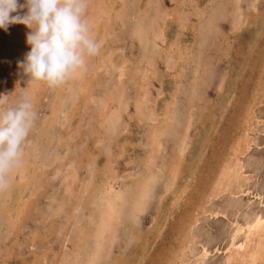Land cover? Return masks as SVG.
Returning a JSON list of instances; mask_svg holds the SVG:
<instances>
[{
    "label": "rangeland",
    "instance_id": "374dc122",
    "mask_svg": "<svg viewBox=\"0 0 264 264\" xmlns=\"http://www.w3.org/2000/svg\"><path fill=\"white\" fill-rule=\"evenodd\" d=\"M194 1H197L196 3L198 5ZM194 1L185 0V3L181 6L180 3L182 0H89L85 19L89 25L92 37L100 45L101 50L99 49L98 53L101 55L96 54L95 57L97 55L99 56L97 58L94 56L89 57L84 68L76 74L77 76L75 75L69 80L70 83L67 81L65 84L60 85L59 87L61 89H59L58 86L52 89L45 82L29 83L27 75L24 74L23 69L18 66L19 62H22L25 55L30 51V46L26 43V36L29 29L22 24L10 25L7 31L0 29V94H11L8 97V103L4 107L14 106L21 95L28 94L32 99L34 110L37 113L35 124L22 146L23 155L21 165L18 169L14 170V174L12 173L11 180H13L10 184L12 188L9 186L8 189H10L5 190L8 196L3 194L5 192H0V264H75L77 263V259L78 263L83 264L84 257H88L93 252V246L95 248L96 244L94 240V245L92 246L94 238H92L93 232L91 231H93L95 226L91 222L92 218L89 216L93 215V217L96 218L98 213V204L92 197L95 195H93V191L97 189L98 184L100 185L102 181L100 179L103 178L104 180V177L107 176L108 166H113L112 169L113 172H115V178L119 176L117 180L114 178L112 181L114 188L117 190L122 187V184L129 181L131 177H139V173L142 171L144 172V160L147 153L145 147L147 132H145L146 128L143 123H139L143 121L144 118L141 119V115H138L136 106L138 101L143 100L142 102L144 103L148 100V102L150 101L147 104L148 107L150 106L153 111L155 110V113L161 114L166 102L170 100L167 99L164 102V99L169 95L172 96L175 82L186 87L189 85V81L191 77H193V69L195 68V57L197 60L199 58L197 56L198 53H196L198 44L193 40L195 39L194 30L190 25L198 26L202 40V38L206 37L204 28H206V24L209 23L206 41H204L202 44L203 46L200 48L201 60L206 62L208 68H206L205 79L201 82L202 84L199 91L200 102L196 108H194L193 127L190 132L189 140L190 149L186 151V156L182 157V159L185 157V160L183 159L184 162L182 161L181 177L177 179L173 187V192H171V190L169 193H166L165 198L161 199L165 194L164 188L168 180V174L164 173L162 178L153 186V190L150 192V198L146 201L145 211L139 215L138 219L134 220L129 216L127 210L123 211L121 216L123 224L116 226V239L112 244L109 239L105 242V248L102 249L103 251L101 250V255L99 259H97L96 264L171 263L173 259L176 260L174 256L175 254L177 255V251H180L183 240L186 238L181 240V237L183 238L185 235V232H183L185 230V224L188 223V220H191L190 218H192L194 214H197L195 211V208L197 210L199 207L197 205L201 206L205 202L208 212L198 217L195 215V218L198 220L193 226L195 238L192 240L191 245H189L188 251L190 252H188V258L183 263L179 262L178 264H224L227 257L229 238L236 230L235 222L244 224L245 219L251 212L264 216V0H259L257 2L256 11L248 8V6L251 5V0H242L241 8L244 16L248 18L251 15L249 22L254 27L251 25L249 26V23H247V25L245 24V26L237 32L231 31L233 18L228 15L229 10L231 11V9H233L234 0ZM19 2L22 3L23 0H19ZM123 3L124 5H122ZM100 5L101 9H99ZM105 5L106 7L110 6L109 10L106 9ZM204 6L206 8H204ZM113 9L115 10L113 11ZM24 11H26V9L21 10L20 14L22 15ZM173 11L178 18L188 20L187 24L189 26L187 25V28L189 30L185 29L180 32L181 34L179 35L180 28L175 21L170 18V20L172 19L171 22L168 20L169 18H166V21H168L166 24L169 26L168 29H166L167 38L163 43L161 40H158V47L155 49L152 48L149 39L156 32L159 33V31H157L158 28L164 25V20L161 18ZM203 11H206V14H204ZM160 13L162 17H159ZM200 14H204L205 16L200 17ZM12 15H15V13ZM202 18L205 23L204 25L200 23ZM138 20H141V24ZM132 22L135 23L136 26ZM137 24H139L140 27ZM201 32L204 36H202ZM176 37L179 38L177 41L181 42L179 46L183 47V50L176 53L178 49H176L177 46L175 45L176 47L173 48L174 50L176 49L175 51L172 50L170 53L167 52V45L172 44ZM191 43L193 46H191ZM193 50H195V53ZM187 51L189 53H187ZM177 57L179 59H177ZM110 58H112L111 62L109 60ZM169 58L173 59V61H169ZM6 60L8 63H6ZM181 60L183 61L180 62ZM188 60L190 62H188ZM94 63L95 67L93 66ZM8 64H10V66ZM169 65L171 68H174L172 71L168 69ZM118 66L120 69H118ZM144 67L149 68L151 71L146 77L144 74ZM121 70L124 72L123 78H120L119 72ZM179 71H183V75H185L177 77L175 73ZM221 77H225V81L223 83V89L219 90ZM71 82H73V86L70 85ZM140 82L142 83L140 84ZM118 83H120V85H118ZM78 87H81L82 90ZM83 89L86 93L81 92ZM171 90L172 92H170ZM117 91H124V93L121 95ZM73 94L76 95L74 96ZM110 95L112 99L115 95L114 98L116 99L113 102L108 100ZM145 95L147 96L146 100H144L143 97ZM170 96L168 98H171ZM257 96L260 98L258 99ZM60 97H63V99H60ZM183 98L184 97L179 101L182 102L184 100ZM57 99L58 101L60 99V103ZM119 101L127 103L128 111H122V120L124 121L116 126L114 132L108 122L103 120V110L107 108L105 107L106 105L108 106L112 103L114 104L110 107L115 110L117 106L119 107ZM107 102L110 103L107 104ZM147 105L145 108H147ZM250 107H253L255 121L251 120L253 126L252 131L249 132V136L253 140V143L251 153L246 159V165L247 170H256V173L254 174V180L247 186L243 194L240 195V198L237 200L241 207V212L236 216L234 212L228 208V203L231 200L229 194L217 200L211 199L210 202L207 200L209 203L206 201L205 196H207V191H209L210 188L208 187L207 189V186L214 183V179H216L220 172L222 159H225V157L230 154L229 146L232 145L231 141L234 143L245 130L244 123L248 121V110ZM197 108H199V110ZM62 115L64 118H67V120L64 119ZM208 116H211V118ZM180 120H185L182 115H180ZM125 124L126 128L130 129L131 132L130 130L126 131L128 133L125 132L124 129L126 128H122ZM177 130H181V126H179V128L177 126ZM238 131L239 133H237ZM125 138L127 144L129 143L126 146L124 145L126 143ZM229 139L232 140L230 141ZM178 140L179 138L176 136L175 132L165 137V151L164 153L161 152L158 156L157 161L159 164L170 161L169 158L173 155V146H175V142ZM206 140L209 142L203 145L202 143L205 144L204 141ZM204 146H206V148ZM58 148L61 150H58ZM90 151L93 152L91 153ZM171 153L172 155H170ZM220 155L224 157L222 158ZM133 158L135 160H133ZM207 163L209 167H206L208 166ZM213 165H215L216 168ZM206 168L211 169L207 170ZM205 169L209 174L205 172ZM210 170L212 172H210ZM20 173H22V176L19 175ZM214 173L217 175H214ZM97 174L99 175L96 176ZM204 175L206 177H204ZM204 180L205 182L208 180L205 186L203 185ZM86 183L87 185H85ZM184 185L188 189L187 193L183 196L185 199L179 201L178 205L174 207L172 203L173 199L176 197L175 192L179 194L180 190L185 188ZM80 189L84 191L79 192ZM86 189H88L87 192ZM202 189H204V191ZM9 191L10 195L8 194ZM13 191H16L15 193L18 194L17 197L15 193H12ZM23 193L24 196L22 197ZM198 194L200 196H198ZM189 199H193L194 203L189 201ZM21 202L25 203L22 204ZM195 202L197 203L195 204ZM36 203L37 205H35ZM189 203L191 204L189 205ZM25 204H28L26 207L27 209H25ZM77 208H79V210H76ZM31 209L33 211H31ZM22 210L24 211L22 212ZM210 211H220L221 214L214 216ZM13 212L14 214H12ZM190 212L191 214H189ZM186 214H189V216ZM184 215H186V217ZM191 215L193 216L191 217ZM4 217L6 218L4 219ZM180 218L182 220L184 218L185 222H182ZM186 218L187 220H185ZM18 220L20 221L18 222ZM9 222L12 223V225H10ZM51 223L53 225L52 230L50 228L52 226ZM4 227L6 228L4 229ZM84 232L86 233V237L88 236L87 238L91 240L86 239V241L88 240L87 242H81L80 237L83 238L82 236L85 235ZM178 232H180L181 235ZM137 233L139 234L136 235ZM239 238L237 243L242 242L244 233H241ZM32 239L34 240L32 241ZM65 242H67V244ZM76 244L78 245L76 246ZM79 244L81 246L80 257L77 258L75 250ZM83 245H86L85 249ZM204 245L210 252L206 259L201 257ZM215 247L219 250L216 251ZM174 251L176 252L174 253ZM141 252L143 257H141ZM113 259L119 261L116 262ZM142 259L145 261H142ZM80 260H82V262ZM122 260L125 262L123 263Z\"/></svg>",
    "mask_w": 264,
    "mask_h": 264
},
{
    "label": "bare ground",
    "instance_id": "6f19581e",
    "mask_svg": "<svg viewBox=\"0 0 264 264\" xmlns=\"http://www.w3.org/2000/svg\"><path fill=\"white\" fill-rule=\"evenodd\" d=\"M148 1V0H147ZM194 1V0H193ZM200 0H198L199 2ZM219 1V0H218ZM259 0H251L250 3L251 5L248 6L249 9H254L256 11L257 9V2ZM157 2V1H155ZM195 2V1H194ZM197 2V1H196ZM195 2V3H196ZM206 2V1H205ZM235 2V3H234ZM234 6H233V9H231V11L229 10L228 12V15L231 16V18H233V21H232V29L231 31L232 32H237V31H240L243 26H245V24L247 25V23H249L248 25L250 26L251 23L249 22L250 20V16L248 18H246L244 16V13H243V10L241 8V2L242 0H234ZM133 3V2H132ZM154 3V2H153ZM178 3V2H177ZM185 3V0H182V2L180 3L181 6H183V4ZM193 3V2H192ZM194 3V4H195ZM141 4V3H140ZM145 4V2H144ZM188 4V3H187ZM197 4V3H196ZM206 4V3H205ZM219 4V3H218ZM107 5V4H106ZM105 5V7H106ZM124 5V3L122 4ZM142 5V4H141ZM198 5V4H197ZM139 6V5H138ZM146 6V5H145ZM156 6V5H154ZM153 6V8H154ZM178 6V5H176ZM217 6V5H216ZM259 6V5H258ZM108 7V6H107ZM106 9L109 10V7ZM123 7V6H122ZM135 7V5H134ZM168 7V6H167ZM180 7V6H179ZM185 7V6H184ZM104 8V7H103ZM114 8V6H113ZM120 8V7H119ZM138 8V7H137ZM177 8V7H176ZM182 8V7H181ZM203 8V7H202ZM204 8H206L204 6ZM91 9V8H90ZM101 9V5H100V8ZM105 9V8H104ZM172 9V8H171ZM208 9V8H207ZM115 9H113L114 11ZM121 10V9H120ZM140 10V9H139ZM145 10V9H144ZM173 10V9H172ZM177 10V9H175ZM180 10V9H179ZM178 10V12H179ZM189 10V8H188ZM103 11V9H102ZM107 11V10H106ZM105 11V12H106ZM136 11V10H135ZM169 11V10H168ZM202 11V9H201ZM208 11V10H207ZM112 12V11H111ZM117 12V11H116ZM138 12V10H137ZM185 12V11H184ZM204 12V11H203ZM250 12V11H249ZM115 13V12H114ZM128 13V12H127ZM139 13V12H138ZM146 13V12H145ZM148 13V12H147ZM181 13V12H180ZM189 13V12H188ZM252 13V12H251ZM141 14V13H140ZM191 14V12H190ZM204 14H206V11L204 12ZM204 14H200V17H204L205 15ZM187 15V14H186ZM192 15V14H191ZM107 16V15H106ZM136 16V15H134ZM140 17V16H139ZM159 17H162L161 13H160V16ZM255 17V16H254ZM253 17V18H254ZM260 17V16H259ZM258 17V18H259ZM148 18H149V15H148ZM166 18H169L168 20L171 21L172 19L175 21V23L178 25V27L180 28L179 30V35L181 34L180 32L184 31L185 29H188L187 27L189 26L187 24L188 20H183L178 18L177 15L175 14V12H171V13H167V15H165V17L163 16L161 19L164 20V25L162 27H159L157 31L158 32H154L155 34L152 35V37L149 39V42L152 46V48H157L158 47V40L163 41L165 42L166 38H167V31L166 29H168V25L166 24L168 21H166L167 19ZM170 18H172L170 20ZM193 18V17H192ZM110 19V18H109ZM257 19V18H256ZM252 20V18H251ZM139 21V20H138ZM149 21V19H148ZM141 22V20L139 21V23ZM147 22V21H145ZM172 22V21H171ZM257 22V21H256ZM96 23V22H95ZM133 23V22H132ZM138 23V22H137ZM199 23V22H198ZM201 25H204L205 23L203 22V18L201 19L200 21ZM207 23V22H206ZM100 24V23H99ZM103 24V23H102ZM135 25V23H133ZM141 24V23H140ZM174 24V23H173ZM190 24V23H189ZM259 24V23H258ZM101 25V24H100ZM99 25V26H100ZM112 25V24H111ZM139 26V24H137ZM154 25V24H153ZM188 25V26H187ZM207 27H209V23L206 24ZM254 25V24H253ZM261 25V24H259ZM136 26V25H135ZM167 26V27H166ZM171 26V25H170ZM252 26V25H251ZM140 27V26H139ZM154 27V26H153ZM174 27V25H173ZM177 27V29H178ZM190 27L194 30V36H195V42H197L198 44V50L196 53L198 60L196 59L195 57V68L193 69V77H191L190 81H189V85L186 87L182 84H179L177 82H175V86L173 87L174 90H173V93H172V96H170L171 98H166L164 99V102L165 100L167 99H170L169 101L166 102L165 106H164V109L162 110L161 114L159 113H155L151 107L149 106L148 107V100L147 99V96H143L144 97V100H146V102H142L143 100H140L138 101L137 103V106H136V109H137V113L138 115L140 116L141 115V119L144 118L143 121H140L139 123H143L144 127L146 128L145 132H147V136H146V140H145V147H146V158L144 160V172L142 171L141 173H139V177H131L129 179V181H127L126 183L122 184V187L117 190L116 188H114L113 184H112V181L114 180L115 178V172H113V169L111 166H108L107 167V176L104 177L102 174L103 177H104V180L103 178L100 179L102 180L100 185L98 184V187L95 191H93V200H95V202L98 204V213H97V217H93V215L89 216L92 218L91 222L93 223V225L95 226L93 228V234H92V238L93 239V243H92V246L94 245V240H95V248L93 246V252L88 256V257H84L83 259V264H96L97 263V259H99V256L101 255V250L103 248H105L104 244L105 242L109 239L111 240V244L114 242V240L116 239V232H117V229H116V226L117 225H121L123 224V219H122V213L123 211L127 210L128 213H129V216L132 217L134 220L138 219L139 215L144 213L145 211V207H146V201H148V199L150 198V192H152L153 190V186L155 185V183L160 180L163 176L164 173H167L168 174V180H167V183L165 185V188H164V192L165 194L161 197V199L165 198V195L166 193H169L171 190V192H173V187L174 185L176 184V181L177 179H179V177H181V166H182V157L183 156H186V151L189 148V140H190V132L192 130V127H193V119H194V108H196V106L198 105V103L200 102V98H199V91H200V87H201V82L202 80L205 79V75H206V71L208 68V65L206 64V62H204L203 60H201V47L203 46L202 44L204 43V41H206V37H207V34H208V29L209 28H204L205 29V36L204 38H202L201 40V34L199 32V28L198 26H195V25H190ZM254 27V26H252ZM171 28V27H170ZM261 28V26H260ZM100 29V28H99ZM105 29V28H104ZM139 29V28H138ZM142 29V28H141ZM176 29V30H177ZM254 29H257V28H254ZM189 30V29H188ZM105 31V30H103ZM136 31V30H135ZM138 31V30H137ZM150 31V30H148ZM178 31V30H177ZM106 32V31H105ZM103 32V33H105ZM93 33V32H92ZM152 33V32H150ZM169 33V32H168ZM202 33V32H201ZM258 33V32H257ZM134 34V33H133ZM184 34V33H183ZM190 34V33H189ZM204 34L202 33V36H204ZM95 35V34H93ZM149 35V34H148ZM177 35V34H176ZM234 35V34H233ZM237 35V34H236ZM235 35V36H236ZM261 35V34H260ZM105 36V35H104ZM178 36V35H177ZM169 37V36H168ZM230 37V36H229ZM234 37V36H233ZM99 39V38H98ZM179 38H175V41H174L172 44L170 45H167V52H172V50H174L173 48L176 47V53H179L180 50H183V47H180L179 44L181 42H178ZM135 40V39H134ZM190 40V39H189ZM192 40V39H191ZM230 40V39H229ZM141 42V40H140ZM184 42V41H183ZM182 42V43H183ZM230 42V41H229ZM178 43V44H177ZM194 43V42H193ZM160 45V44H159ZM164 45V44H163ZM176 45V46H175ZM184 45V44H183ZM228 45V44H227ZM109 46V45H108ZM162 46V45H161ZM191 46L192 43H191ZM136 47V46H135ZM231 47V46H230ZM164 48V47H163ZM100 49V48H99ZM144 49V48H143ZM188 49V48H187ZM192 49V47H191ZM230 49V48H229ZM101 50V49H100ZM107 50V49H106ZM174 50V51H175ZM186 50V49H185ZM141 51V50H140ZM162 51V50H161ZM191 51V50H190ZM194 53H195V50H193ZM186 53V52H185ZM187 53H189L187 51ZM97 54H100V53H97ZM137 54V53H136ZM174 54V52H173ZM101 55V54H100ZM130 55V54H129ZM185 55V54H184ZM113 56V55H112ZM123 56V55H122ZM183 56V55H182ZM195 56V55H194ZM230 56V55H229ZM95 57V56H94ZM99 57L98 55L95 57L97 58ZM105 57V56H104ZM103 57V58H104ZM111 57V56H110ZM114 57V56H113ZM119 57V56H117ZM136 57V56H135ZM107 58V56H106ZM152 58V57H151ZM182 58V57H180ZM227 58V57H226ZM177 59H179L177 57ZM183 59V58H182ZM190 59V58H189ZM200 59V60H199ZM9 60V59H7ZM6 60V63H8V61ZM110 62L112 60V58L109 59ZM166 60V59H165ZM184 60V59H183ZM183 60H181L180 62H182ZM125 61V59H124ZM169 61H173V59L169 58ZM178 61V60H177ZM218 61V60H217ZM216 61V63H217ZM116 62V60H115ZM188 62H190L188 60ZM10 63V62H9ZM122 63V62H121ZM127 63V61H126ZM187 63V62H186ZM114 64V63H112ZM111 64V65H112ZM232 64V63H231ZM10 66V64H8ZM95 65V63L93 64V66ZM98 65V64H97ZM102 65V64H101ZM184 65V63H183ZM116 66H117V63H116ZM125 66V64H124ZM95 67V66H94ZM114 67V66H113ZM169 70L171 69V71L174 69V68H171L170 65L168 66ZM10 68V67H9ZM117 68V67H116ZM145 68V67H144ZM143 68V70H144ZM95 69V68H94ZM93 69V70H94ZM100 69V68H99ZM118 69L119 66H118ZM122 69V68H121ZM167 69V68H166ZM87 70V69H86ZM92 71V69H91ZM96 71V70H95ZM118 72V71H117ZM151 71L149 70V68H145L144 70V74H145V77L146 75H148ZM86 73V72H85ZM89 73V72H88ZM120 78L124 76V72L123 70H121L120 72ZM175 73V72H174ZM173 73V74H174ZM78 74V73H77ZM96 74V73H95ZM143 74V73H142ZM172 74V73H171ZM177 75V77H180L183 75V71H179V72H176L175 73ZM90 75V74H89ZM151 75V74H150ZM166 75H167V72H166ZM185 75V74H184ZM183 75V76H184ZM77 76V75H76ZM80 76V74H79ZM88 76V75H87ZM118 76V75H117ZM144 76V75H142ZM119 77V76H118ZM144 78V77H143ZM153 78V77H152ZM183 78V77H181ZM187 78V77H186ZM94 79V78H93ZM119 79V78H117ZM177 80V79H176ZM75 81V79H74ZM162 81V80H161ZM225 81V77H221V81L219 83V90H222L223 89V83ZM69 82V80H68ZM90 82V81H89ZM122 82V81H120ZM30 83V82H29ZM70 83V82H69ZM73 82H71L70 85H72ZM91 83V82H90ZM142 82H140L141 84ZM65 84V83H64ZM68 84V83H67ZM85 84V82H84ZM87 84V83H86ZM118 85H120V83H118ZM73 86V85H72ZM85 86V85H84ZM87 86V85H86ZM91 86V85H90ZM97 86V85H96ZM117 86V85H116ZM59 87V86H58ZM69 87V86H67ZM89 87V86H87ZM204 87V86H203ZM30 88V87H29ZM81 89V87H78ZM90 88V87H89ZM96 88V87H95ZM94 88V89H95ZM143 88V87H142ZM218 88V87H217ZM36 89V88H35ZM53 89V88H52ZM59 89H61L59 87ZM64 89V88H63ZM70 89V88H69ZM68 89V90H69ZM122 89V88H121ZM144 89V88H143ZM141 89V90H143ZM160 89V88H159ZM67 90V89H66ZM140 90V91H141ZM162 90V89H160ZM60 91V90H59ZM78 91V90H77ZM85 90L83 89V91H81L82 93L84 92ZM89 91V90H88ZM33 92V91H32ZM119 92V91H117ZM137 92V91H136ZM162 92V91H161ZM172 92V90L170 91ZM86 93V92H84ZM122 93H124V91H120L119 94L122 95ZM165 93V92H164ZM81 94V93H80ZM141 94V93H140ZM171 94V93H170ZM63 95V94H62ZM74 95V94H73ZM76 95V94H75ZM74 95V96H75ZM87 95V94H85ZM91 95V94H89ZM106 95V94H105ZM108 95V94H107ZM112 95V94H111ZM111 95L108 97V100L111 102H113L116 98H114L113 96V99L111 98ZM143 95V94H142ZM161 96V95H160ZM259 96V95H258ZM257 96V97H258ZM104 97V96H103ZM139 97V95H138ZM182 97H184L182 102L179 101L180 99L182 100ZM264 97V96H263ZM121 98V97H120ZM260 97H258L259 99ZM60 99H63V97H60ZM59 99V101H60ZM86 99V98H85ZM104 99V98H103ZM254 100V99H253ZM58 101V99H57ZM58 101V102H59ZM134 101V100H133ZM156 101V100H155ZM245 101V100H244ZM255 101H258V100H255ZM261 101V100H260ZM109 102V103H110ZM119 107L117 106V108L114 110L113 108H111L110 106H112L114 103H112L111 105H106L105 108L103 111V120L104 121H107L108 124L112 127V129L114 130L116 128V126L118 124H121L123 123L124 120H122V111H125L127 110V103H123L122 101H119ZM57 103V102H56ZM60 103V102H59ZM88 103V102H87ZM107 102V104H109ZM135 103V101H134ZM181 103H182V106H181ZM163 104V103H162ZM204 104V103H203ZM134 105V104H133ZM147 105V108H145V106ZM201 105V104H200ZM253 105V104H252ZM59 106V105H58ZM181 106V108H180ZM209 106V105H208ZM248 106V105H247ZM210 107V106H209ZM57 108V107H55ZM61 108V107H60ZM100 108V107H99ZM207 108V107H206ZM247 108V107H246ZM253 108V107H252ZM251 107L249 108L248 110V121H246L245 124V130L243 131V128H242V131L243 133L240 135V137H238L234 143L233 141H230L232 142V145L229 146L230 147V154L228 156L225 157V159H222L224 156L220 155L222 158L223 161L222 162V165H221V169H220V172L217 174L214 173V175H217L216 179H214V183L213 184H209L210 186H207V189L208 187L209 188V191H207V196H205L204 198L206 199V201L208 200L209 202L211 201V199H214V200H217L218 198L226 195V194H229L230 195V202L228 203V208L231 209L234 214L237 216L238 214H240L239 212H241V207L239 205V202L237 201L238 198H240V195L243 194L244 190L247 188V186L254 180V174L256 173L255 171L256 170H247V165H246V159L248 158V156L250 155L251 153V149H252V143H253V140L250 138L249 136V132L252 131V124H251V120L255 121V115L253 114V109ZM59 109V107H58ZM145 109V110H144ZM162 109V108H161ZM199 110V108H197ZM57 110V109H56ZM74 110V109H73ZM201 110V109H200ZM128 111V110H127ZM133 111V110H132ZM146 111V112H145ZM196 111V110H195ZM198 112V111H197ZM200 112V111H199ZM54 114V113H53ZM135 114V112H134ZM133 114V115H134ZM245 114V113H244ZM247 114V113H246ZM72 115V114H71ZM132 115V116H133ZM180 115H182L184 117V121H181L180 120ZM198 115V114H197ZM63 116V115H62ZM73 116V115H72ZM99 116V115H98ZM130 116V115H129ZM136 116V115H135ZM202 116V115H200ZM245 116V115H244ZM211 118V116H208ZM64 118V116H63ZM62 118V119H63ZM133 118V117H132ZM136 118V117H135ZM201 118V117H199ZM198 118V119H199ZM246 118H247V115H246ZM61 119V120H62ZM67 120V118H64ZM88 119V118H87ZM100 119V118H99ZM53 120V119H52ZM72 120V119H71ZM102 120V121H103ZM132 120V119H131ZM200 120V119H199ZM246 120V119H245ZM244 120V122H245ZM57 121V120H56ZM135 121V120H134ZM58 122V121H57ZM60 122V121H59ZM83 122V121H82ZM98 122V121H97ZM208 122V121H207ZM49 123V122H48ZM66 123V122H65ZM68 123V122H67ZM137 123V122H136ZM138 123V124H139ZM243 123V122H242ZM258 123V122H257ZM256 123V125H257ZM260 123V122H259ZM106 124V123H105ZM243 124V125H244ZM262 124V123H261ZM65 125V124H64ZM242 125V126H243ZM68 126V125H67ZM99 126H100V123H99ZM107 126V125H106ZM177 126L179 128V126H181V130H177ZM128 127V126H127ZM197 127V126H196ZM215 127V126H214ZM47 128V127H46ZM122 128H126V124L123 125ZM141 128V127H140ZM70 129V128H69ZM204 129V128H203ZM238 129H239V126H238ZM237 129V130H238ZM39 130V129H38ZM74 130V129H73ZM125 132L130 130V129H124ZM123 130V131H124ZM133 130V129H132ZM45 131V130H44ZM50 131V130H49ZM61 131V130H60ZM144 131V129H143ZM177 131V132H176ZM200 131V130H199ZM48 132V131H47ZM96 132V131H94ZM115 132V130H114ZM131 132V130H130ZM176 133V136H178L179 140L175 142V146H173L172 148V152H173V155L172 153L170 155H172V157H170V161L169 162H163L162 164H159L158 163V156L160 155L161 152L164 153L165 151V137L167 135H169L170 133ZM205 132V131H204ZM213 132V131H212ZM211 132V133H212ZM97 133V132H96ZM128 133V132H126ZM239 133V131L237 132ZM131 134V133H130ZM140 134V133H139ZM215 134V133H214ZM234 134V133H233ZM251 134V133H250ZM81 135V134H80ZM99 135V134H98ZM48 136V135H47ZM125 136V135H124ZM65 137V136H64ZM68 137V136H67ZM107 137V136H106ZM208 137V136H207ZM206 137V138H207ZM237 137V135H236ZM99 138V137H98ZM203 138V137H202ZM46 139V138H45ZM63 139V138H62ZM142 139V138H141ZM198 139V138H197ZM204 139V138H203ZM124 140V139H123ZM126 140V138H125ZM133 140V139H132ZM64 141V140H63ZM118 141V140H117ZM116 141V142H117ZM223 141V140H222ZM60 142V141H59ZM58 142V143H59ZM99 142V141H97ZM101 142V141H100ZM144 142V141H143ZM203 142V141H201ZM204 143H202L203 145H206L207 143L206 142H209V141H204ZM57 143V142H56ZM192 143V142H191ZM129 144V143H128ZM127 144V140H126V143L124 144L125 146L128 145ZM144 144V143H143ZM209 144V143H208ZM229 144V143H228ZM60 145V144H59ZM102 145V144H100ZM117 145V144H116ZM124 145H121V146H124ZM226 145V144H225ZM58 146V145H57ZM98 146V145H97ZM130 146V145H129ZM56 147V146H55ZM60 147V146H59ZM78 147V146H77ZM143 147V146H142ZM171 147V146H170ZM200 147V146H199ZM206 148V146H204ZM225 147V146H224ZM193 148V147H191ZM256 148V147H255ZM89 149V148H88ZM111 149V148H109ZM115 149V148H114ZM123 149V148H122ZM139 149V148H138ZM201 149V148H200ZM223 149V148H222ZM57 150V149H56ZM58 150H61L58 148ZM74 150V149H73ZM202 150V149H201ZM205 150V149H204ZM84 151V150H83ZM124 151V149H123ZM226 151V150H225ZM91 152V151H90ZM93 152V151H92ZM91 152V153H92ZM109 152V151H108ZM125 152V151H124ZM131 152V151H130ZM191 152V151H190ZM193 153V151H192ZM215 153V152H214ZM90 154V153H89ZM94 154V153H93ZM177 154V156H176ZM188 154V153H187ZM224 154V152H223ZM50 155V154H49ZM107 155V154H106ZM111 155V154H110ZM27 156V155H26ZM94 156V155H93ZM123 156V155H122ZM34 157V156H33ZM44 157V156H43ZM84 157V156H83ZM92 157V156H91ZM96 157V156H95ZM38 158V157H37ZM90 158V157H89ZM100 158V157H99ZM143 158V157H142ZM32 159V158H31ZM95 159V158H94ZM206 159V158H205ZM219 159V158H218ZM220 159V160H221ZM57 160V158H56ZM133 160H135L133 158ZM185 160V159H184ZM199 160V159H198ZM203 160V159H202ZM81 161V160H80ZM88 161V160H87ZM86 161V162H87ZM91 161V160H90ZM112 161V160H111ZM38 162V161H37ZM135 162V161H134ZM184 162V161H183ZM205 162V161H204ZM207 162V161H206ZM219 162V161H218ZM107 163V162H106ZM96 164V163H95ZM126 164V163H125ZM189 164V163H188ZM193 164V163H192ZM208 164V163H207ZM221 164V163H220ZM219 164V165H220ZM65 165V164H64ZM101 165V164H100ZM106 165V164H105ZM109 165V164H108ZM112 165V164H111ZM132 165V164H131ZM134 165V164H133ZM217 165V164H216ZM56 166V165H55ZM61 166V165H59ZM80 166V165H79ZM88 166V165H87ZM90 166V165H89ZM128 166V165H127ZM187 166V165H185ZM215 168L216 166L213 165ZM218 166V165H217ZM263 166V165H262ZM35 167V166H34ZM44 167V165H43ZM67 167V166H66ZM104 167V166H102ZM101 167V169H102ZM106 167V166H105ZM194 167V166H193ZM206 167H209V164L208 166ZM25 168V167H24ZM54 168V167H53ZM81 168V167H80ZM90 168V167H89ZM188 168V167H187ZM204 168V167H203ZM23 169V168H22ZM31 169V168H30ZM67 169V168H66ZM84 169V168H83ZM207 169V168H206ZM205 169V172L207 174H209L207 172V170L211 169ZM213 169V168H212ZM20 170V169H19ZM38 170V169H36ZM40 170V169H39ZM49 170V169H48ZM78 170V169H77ZM99 170V169H98ZM104 170V169H103ZM185 170V169H184ZM23 171V170H22ZM44 171V170H43ZM79 171V170H78ZM21 172V170H20ZM33 172V171H32ZM40 172V171H39ZM49 172V171H48ZM61 172V171H60ZM186 172V170H185ZM210 172H212L210 170ZM214 172V171H213ZM31 173V172H30ZM37 173V172H36ZM43 173V172H42ZM78 173V172H77ZM98 173V171H97ZM134 173V172H133ZM193 173V172H192ZM195 173V172H194ZM202 173V171H201ZM217 173V172H216ZM14 174V172H13ZM22 173H20L19 175H21ZM24 174V172H23ZM27 174V173H26ZM45 174V173H44ZM51 174V173H50ZM30 175V174H29ZM36 175V174H35ZM99 174H97L96 176H98ZM191 175V174H190ZM194 175V174H193ZM22 176V175H21ZM136 176V175H135ZM208 176V175H207ZM31 177V176H30ZM33 177V176H32ZM55 177V175H54ZM119 177V176H118ZM116 177L115 179L117 180ZM128 177V178H129ZM192 177V176H191ZM194 177V176H193ZM204 177H206L204 175ZM212 177V176H211ZM214 177V178H215ZM26 178V177H25ZM213 178V177H212ZM98 179V178H97ZM197 179V178H196ZM199 179V178H198ZM207 179V178H206ZM209 179V178H208ZM13 180V179H12ZM11 180V181H12ZM28 180V179H27ZM115 180V181H116ZM119 180V179H118ZM181 180V179H180ZM211 180V179H209ZM91 181V180H90ZM123 181V180H122ZM203 181V180H202ZM201 181V183H202ZM100 182V181H99ZM206 182H208V180H206ZM205 180H204V186L206 184ZM213 182V180H212ZM25 183V181H24ZM27 183V181H26ZM92 183V182H91ZM256 183V182H255ZM19 184V183H18ZM53 184V183H52ZM93 184V183H92ZM15 185V184H14ZM27 185V184H26ZM87 185V183L85 184ZM85 185H84V190H85ZM16 186V185H15ZM20 186V185H18ZM17 186V187H18ZM69 186V185H68ZM117 186V185H116ZM189 186V185H188ZM11 187V186H10ZM22 187V186H21ZM25 187V186H23ZM118 187V186H117ZM185 188H182V190H180L179 194L177 192H175V198L173 199V203L172 205L174 207H176L179 203V201L185 199L184 194L187 193L188 189L186 188V186L184 185ZM12 188V187H11ZM27 188V187H26ZM180 188V186H179ZM203 188V186H202ZM206 188V187H205ZM10 189V188H9ZM8 189V190H9ZM93 189V188H92ZM16 190V188H15ZM18 190V189H17ZM81 190V191H80ZM79 192H83L82 189H80ZM88 189H86V192H87ZM177 190V189H176ZM204 191V189H202ZM11 191V190H10ZM10 191H9V195H10ZM22 191V190H21ZM178 191V190H177ZM5 192V191H3ZM7 192V191H6ZM6 192L3 193L4 195H6ZM16 192V191H15ZM14 191L12 193H15ZM23 192V191H22ZM21 192V193H22ZM25 192V191H24ZM34 192V191H32ZM31 192V193H32ZM95 192V193H94ZM199 192V191H198ZM11 193V195L14 197V195ZM90 193V191H89ZM1 194V193H0ZM34 194V193H33ZM81 194V193H80ZM79 194V196H80ZM173 194V193H172ZM246 194V193H245ZM16 197L18 196V194H16ZM31 195V194H30ZM49 195V194H48ZM174 195V194H173ZM205 195V194H204ZM8 196V195H6ZM24 196V193L22 195V197ZM198 196H200L198 194ZM46 197V196H45ZM20 198V197H19ZM64 198V197H63ZM88 198V197H87ZM86 198V199H87ZM173 198V197H172ZM261 198V196H260ZM8 199V198H7ZM77 199V198H76ZM82 199V198H81ZM197 199V198H196ZM203 199V197H202ZM255 199V198H254ZM21 200V199H19ZM199 200V199H198ZM11 201V200H10ZM63 201V200H62ZM82 201V200H81ZM189 201H192L193 202V199H189ZM207 201V202H208ZM14 202V201H13ZM20 202V201H19ZM28 202V201H27ZM161 202V201H160ZM188 202V201H187ZM208 202V203H209ZM260 202V201H259ZM6 203V202H5ZM22 203V202H21ZM25 203V202H24ZM22 203V204H24ZM30 203V202H29ZM28 203V204H29ZM194 203V202H193ZM197 202H195L196 204ZM206 203V202H205ZM203 203L201 206L200 205H197L199 206L196 210L195 208V211L197 214H194L191 215L192 218H190L191 220L189 221L188 220V223L185 224L186 226L185 227V230L183 232H185V235L184 237L182 238L181 237V240H183L185 237V239L183 240V244H182V248L180 249V251L176 252L174 251V253L176 252L177 255L175 254V258L176 260H172V262L170 263L169 261V264H178L179 262H184L187 260V255H188V251L189 250V245H191V242L192 240L195 238V234L193 232V226L197 223V218H195L196 216H200L206 212H208V210L206 209V204ZM28 204L24 205L25 206V209H27L26 207L28 206ZM191 203H189L190 205ZM199 204V203H198ZM201 204V203H200ZM6 205V204H5ZM37 205V203L35 204ZM79 205V204H78ZM94 205V204H92ZM188 205V204H187ZM193 205V204H192ZM15 206V205H14ZM84 206V205H83ZM23 207V206H22ZM79 207V206H78ZM192 207V206H191ZM195 207V206H194ZM246 207V206H245ZM5 208V207H4ZM14 208V207H13ZM12 208V209H13ZM32 208V207H31ZM87 208V207H86ZM186 208V207H185ZM8 209V208H7ZM17 209V208H16ZM19 209V208H18ZM22 209V208H21ZM34 209V208H33ZM82 209V208H81ZM91 209V208H90ZM94 209V208H93ZM159 209V208H158ZM244 209V208H243ZM76 210H79V208H77ZM194 210V209H193ZM16 211V210H15ZM24 210H22L23 212ZM31 211H33L31 209ZM66 211V210H65ZM83 211V210H82ZM85 211V210H84ZM168 211V210H167ZM186 211V210H185ZM18 212V211H17ZM16 212V214H17ZM20 212V211H19ZM29 212V210H28ZM63 212V211H62ZM192 212V211H191ZM191 212L189 214H191ZM158 213V212H157ZM186 213V212H185ZM199 213V214H198ZM210 213H212V215L214 216H218L220 215V211H210ZM4 214V213H3ZM14 214V212L12 213ZM189 214H186L189 216ZM20 215V214H19ZM31 215V213H30ZM89 215V213H88ZM186 215H184L186 217ZM196 215V216H195ZM208 215V214H207ZM7 216V215H5ZM24 216V214H23ZM84 216V215H83ZM183 216V215H182ZM181 216V217H182ZM187 216V217H188ZM211 216V215H210ZM9 217V216H8ZM21 217V216H20ZM27 217V216H26ZM30 217V216H28ZM49 217V216H48ZM158 217V216H157ZM184 217V218H185ZM6 217H4L5 219ZM12 218V217H11ZM25 218V217H24ZM22 218V219H24ZM184 218L183 220L180 218V220H182V222H185L184 221ZM189 218V217H188ZM237 218V217H236ZM16 219V218H15ZM211 219V218H210ZM209 219V220H210ZM14 220V219H13ZM21 220V219H20ZM18 220V222L20 221ZM27 220V219H26ZM72 220V219H71ZM187 220V218L185 219ZM215 220V219H214ZM16 221V220H15ZM14 221V222H15ZM163 221V220H162ZM176 221V220H175ZM8 222V221H7ZM22 222V221H21ZM53 223V221H52ZM51 223V225H52ZM128 223V222H127ZM161 223V222H160ZM175 223V222H174ZM178 223V222H177ZM7 224V223H6ZM10 225H12V223L9 222ZM16 224H19V223H16ZM182 224V223H180ZM184 224V223H183ZM234 224V223H233ZM236 224V230L232 233V235L230 236L229 238V245H228V249H227V257H226V260H225V263L224 264H264V216H261L260 214L258 213H255V212H251L250 214H248L247 218L245 219L244 221V224H239L237 222H235ZM5 226V225H4ZM7 226V225H6ZM9 226V225H8ZM20 226V225H19ZM18 226V227H19ZM87 226V225H86ZM130 226V225H129ZM163 226V225H162ZM183 226V225H182ZM232 226H235V225H232ZM13 227V226H12ZM50 227V226H49ZM52 227L53 225L50 227L51 230H52ZM85 227V226H84ZM122 227V226H121ZM132 227V226H131ZM180 227V226H179ZM6 227H4L5 229ZM11 228V227H10ZM55 228V227H54ZM53 228V229H54ZM154 228V227H153ZM164 228V227H163ZM181 228V227H180ZM89 229V228H88ZM86 229V230H88ZM135 229V228H134ZM7 230V229H6ZM13 230V228H12ZM16 230V229H15ZM83 230V228H82ZM90 230V229H89ZM158 230V229H157ZM182 230V229H181ZM155 231V230H154ZM161 231V230H160ZM159 231V232H160ZM163 231V230H162ZM38 233V232H37ZM85 233V232H84ZM180 233V232H178ZM229 233V232H228ZM241 233H244V238L242 239V242L240 243H237V240L238 238L240 237ZM12 234V233H11ZM39 234V233H38ZM66 234V233H65ZM78 234V233H77ZM90 234V233H88ZM139 233H137L136 235H138ZM14 235V234H13ZM35 235V234H34ZM33 235V236H34ZM48 235V234H47ZM51 235V233H50ZM70 235V234H68ZM67 235V237H68ZM181 235V233H180ZM11 236V235H10ZM42 236V235H41ZM79 236V235H77ZM179 236V235H177ZM18 237V236H17ZM36 237V236H35ZM38 237V236H37ZM43 237H46V236H43ZM66 237V239H67ZM83 238L80 237V240L81 242H87L88 240H91L90 238L88 239L86 237V233L84 236H82ZM176 237V236H175ZM141 238V237H140ZM146 238V237H145ZM179 238V237H178ZM39 239V238H37ZM46 239V238H44ZM71 239V238H70ZM86 239H88L86 241ZM180 239V238H179ZM240 239V238H239ZM34 239H32L33 241ZM64 240V239H63ZM62 240V241H63ZM73 240V239H71ZM75 240V239H74ZM146 240V239H145ZM179 241V240H178ZM35 242V241H34ZM33 242V243H34ZM148 242V241H147ZM177 242V241H176ZM182 242V241H181ZM194 242V241H193ZM32 243V242H31ZM67 244V242H65ZM179 243V242H178ZM36 244V243H35ZM110 244V243H109ZM195 244V243H194ZM224 244V243H223ZM34 245V244H32ZM78 244H76L77 246ZM222 245V244H221ZM84 246V245H83ZM86 246V245H85ZM85 246H84V249H85ZM149 246V245H148ZM200 246V245H199ZM35 247V246H34ZM80 244L78 247H76V256L77 258L80 257ZM179 247V246H178ZM73 248V247H72ZM71 248V249H72ZM150 248V247H149ZM221 248V247H220ZM73 250V249H72ZM92 250V249H90ZM110 250V249H109ZM215 250L218 251L219 249L217 247H215ZM84 251V250H83ZM103 251V250H102ZM74 252V251H72ZM220 252V251H219ZM226 252V251H225ZM149 253V252H148ZM202 253V252H201ZM209 251L208 249L206 248V246L204 245L203 247V254L201 255L202 258L206 259L209 255ZM224 253V252H223ZM74 254V253H73ZM142 254V252H141ZM49 255V254H48ZM25 256V255H24ZM74 256V255H72ZM84 256V255H83ZM140 256V255H139ZM190 256V255H189ZM75 257V256H74ZM81 257H82V254H81ZM120 257V256H119ZM143 257V254L142 256ZM152 257V256H151ZM71 258V257H70ZM121 258V257H120ZM118 258V259H120ZM146 258V257H145ZM200 258V256H199ZM30 259V258H29ZM36 259V258H34ZM34 259H33V262H34ZM43 259V258H42ZM122 259V258H121ZM190 259V258H189ZM192 259V258H191ZM39 260V258H38ZM61 260V259H60ZM75 260V259H74ZM116 261V259H113ZM156 260V258H155ZM167 260V259H166ZM193 260V259H192ZM192 260H189V261H192ZM42 261V260H41ZM45 261V260H44ZM66 261V260H65ZM82 262V260H80ZM119 261V260H118ZM116 261V262H118ZM121 261V260H120ZM123 261V260H122ZM142 261H145L142 259ZM171 261V260H170ZM76 262V260H75ZM125 261H123L124 263ZM139 262V261H138ZM155 262V261H153ZM167 262V263H168ZM44 263V262H43ZM141 263V262H140ZM188 263V262H186ZM36 264V263H35ZM75 264H80L78 263V259H77V263ZM82 264V263H81ZM115 264V263H113ZM118 264V263H116ZM119 264H122V263H119ZM145 264V263H144ZM151 264V263H150ZM198 264V263H197Z\"/></svg>",
    "mask_w": 264,
    "mask_h": 264
},
{
    "label": "clouds",
    "instance_id": "9594fccd",
    "mask_svg": "<svg viewBox=\"0 0 264 264\" xmlns=\"http://www.w3.org/2000/svg\"><path fill=\"white\" fill-rule=\"evenodd\" d=\"M88 5L89 0H0V29L7 31L13 24L29 29L30 51L18 65L29 82H45L50 88L63 85L98 53L100 45L85 19ZM10 95L0 94V192L8 189L12 173L20 167L22 146L37 118L28 94L4 107Z\"/></svg>",
    "mask_w": 264,
    "mask_h": 264
}]
</instances>
